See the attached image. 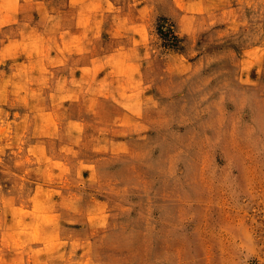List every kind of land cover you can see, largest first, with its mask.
I'll use <instances>...</instances> for the list:
<instances>
[{"label": "rangeland", "instance_id": "rangeland-1", "mask_svg": "<svg viewBox=\"0 0 264 264\" xmlns=\"http://www.w3.org/2000/svg\"><path fill=\"white\" fill-rule=\"evenodd\" d=\"M0 264H264V0H0Z\"/></svg>", "mask_w": 264, "mask_h": 264}]
</instances>
